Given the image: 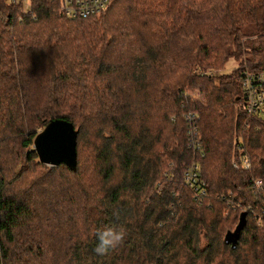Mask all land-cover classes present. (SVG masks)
<instances>
[{
  "label": "trees",
  "instance_id": "obj_1",
  "mask_svg": "<svg viewBox=\"0 0 264 264\" xmlns=\"http://www.w3.org/2000/svg\"><path fill=\"white\" fill-rule=\"evenodd\" d=\"M21 4L0 0V264H264L250 211L264 184L247 185L264 181V118L239 88L241 69H264V0H112L77 18L60 0ZM54 117L77 129L74 170L32 149ZM10 142L39 167L24 188L2 167ZM115 225L123 243L97 256Z\"/></svg>",
  "mask_w": 264,
  "mask_h": 264
},
{
  "label": "built area",
  "instance_id": "obj_2",
  "mask_svg": "<svg viewBox=\"0 0 264 264\" xmlns=\"http://www.w3.org/2000/svg\"><path fill=\"white\" fill-rule=\"evenodd\" d=\"M8 1H20L23 4L24 1L27 0ZM111 1L112 0H60L59 8L64 15L70 18H77L97 15L102 12ZM239 88L240 100L247 114L264 118V69H241L239 71ZM186 117H192V113H187ZM195 144L197 145V143ZM231 164L234 167H242L244 169L250 166L248 158L243 154L234 155ZM183 179L184 182L194 190L196 197L205 192L204 181L199 178L197 165L194 162L186 166ZM263 184L264 181L260 177H253L247 180V185L251 187L253 191H262ZM250 211L254 224L258 227H264V201L260 206L253 210L250 209Z\"/></svg>",
  "mask_w": 264,
  "mask_h": 264
},
{
  "label": "water",
  "instance_id": "obj_3",
  "mask_svg": "<svg viewBox=\"0 0 264 264\" xmlns=\"http://www.w3.org/2000/svg\"><path fill=\"white\" fill-rule=\"evenodd\" d=\"M77 129L70 121L62 117L50 118L32 138V149L37 159L47 165L63 163L70 170L75 169V139ZM241 212L235 229L227 232L225 237L233 241L236 233L244 222Z\"/></svg>",
  "mask_w": 264,
  "mask_h": 264
},
{
  "label": "rangeland",
  "instance_id": "obj_4",
  "mask_svg": "<svg viewBox=\"0 0 264 264\" xmlns=\"http://www.w3.org/2000/svg\"><path fill=\"white\" fill-rule=\"evenodd\" d=\"M22 8L24 9L27 6V1H24ZM236 61L232 58H229L225 61L222 70L227 72L235 67ZM26 148L22 146H17L16 142H10L6 145L5 149L2 150L1 157H3L2 167L4 169L5 175L15 174L17 175L20 171L26 173L22 176V172L19 173L15 181L21 180L20 187L24 188V186L28 183L30 177L37 174L39 167L34 164V161H30L24 158L23 152ZM25 169H28L25 171Z\"/></svg>",
  "mask_w": 264,
  "mask_h": 264
},
{
  "label": "clouds",
  "instance_id": "obj_5",
  "mask_svg": "<svg viewBox=\"0 0 264 264\" xmlns=\"http://www.w3.org/2000/svg\"><path fill=\"white\" fill-rule=\"evenodd\" d=\"M126 235L127 230L123 225L107 226L96 233L98 242L93 251L97 256H107L123 243Z\"/></svg>",
  "mask_w": 264,
  "mask_h": 264
}]
</instances>
